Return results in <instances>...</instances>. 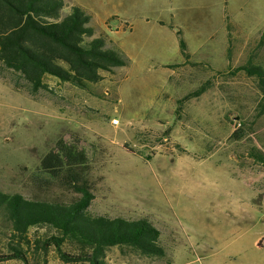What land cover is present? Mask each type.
Listing matches in <instances>:
<instances>
[{
    "label": "rangeland",
    "instance_id": "obj_1",
    "mask_svg": "<svg viewBox=\"0 0 264 264\" xmlns=\"http://www.w3.org/2000/svg\"><path fill=\"white\" fill-rule=\"evenodd\" d=\"M65 1L66 12L84 7L131 62L102 73L94 94L50 76L48 89L32 94L0 62V190L65 203L80 198L35 178L43 157L72 132L96 149L88 212L146 218L168 252L156 258L114 247L107 264H264V165L250 156L254 148L264 152V95L238 71L249 60L264 65V0ZM2 232L0 264H71L55 247L29 248L26 263L8 259ZM52 235L49 227L29 234ZM62 249L82 252L69 241Z\"/></svg>",
    "mask_w": 264,
    "mask_h": 264
},
{
    "label": "trees",
    "instance_id": "obj_2",
    "mask_svg": "<svg viewBox=\"0 0 264 264\" xmlns=\"http://www.w3.org/2000/svg\"><path fill=\"white\" fill-rule=\"evenodd\" d=\"M66 8L65 0H0V62L21 75L32 94L48 89L47 76L94 94V86L104 79L102 73L113 74L131 62L124 51L98 32L84 7L71 5L67 12ZM177 35L181 54L189 60L187 42L181 32ZM238 71L255 78L264 95L263 64L249 60ZM204 91L201 88L192 96ZM94 153V144L68 132L41 160L35 175L38 183L56 182L81 195L69 203L29 199L0 190V229L12 250L8 259L26 263L29 248L39 252L50 247L71 264H107L106 253L114 247L130 248L147 257L168 256L162 233L150 220L88 212L95 198L89 185ZM250 156L264 165V152L258 148L252 149ZM40 227H49L56 235L31 238L30 232ZM67 241L80 245L82 252L65 253L62 247Z\"/></svg>",
    "mask_w": 264,
    "mask_h": 264
},
{
    "label": "built area",
    "instance_id": "obj_3",
    "mask_svg": "<svg viewBox=\"0 0 264 264\" xmlns=\"http://www.w3.org/2000/svg\"><path fill=\"white\" fill-rule=\"evenodd\" d=\"M113 123L114 124H119V120L118 119H115V120H113ZM238 126H241V123H239Z\"/></svg>",
    "mask_w": 264,
    "mask_h": 264
},
{
    "label": "crops",
    "instance_id": "obj_4",
    "mask_svg": "<svg viewBox=\"0 0 264 264\" xmlns=\"http://www.w3.org/2000/svg\"><path fill=\"white\" fill-rule=\"evenodd\" d=\"M95 26H96V24H94ZM98 27V26H97ZM99 33H100V31H99Z\"/></svg>",
    "mask_w": 264,
    "mask_h": 264
}]
</instances>
